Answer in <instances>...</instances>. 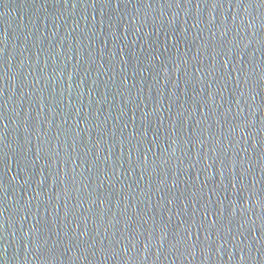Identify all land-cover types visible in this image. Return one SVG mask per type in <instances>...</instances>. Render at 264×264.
I'll list each match as a JSON object with an SVG mask.
<instances>
[{"label": "water", "instance_id": "obj_1", "mask_svg": "<svg viewBox=\"0 0 264 264\" xmlns=\"http://www.w3.org/2000/svg\"><path fill=\"white\" fill-rule=\"evenodd\" d=\"M0 264H264V0H0Z\"/></svg>", "mask_w": 264, "mask_h": 264}]
</instances>
